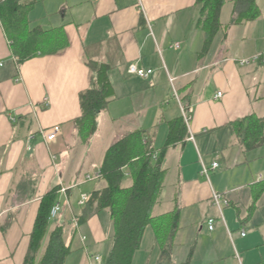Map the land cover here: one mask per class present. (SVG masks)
Wrapping results in <instances>:
<instances>
[{"label": "crops", "instance_id": "obj_1", "mask_svg": "<svg viewBox=\"0 0 264 264\" xmlns=\"http://www.w3.org/2000/svg\"><path fill=\"white\" fill-rule=\"evenodd\" d=\"M195 3L39 0L29 11L32 26L61 33L68 47L22 65L0 22V264H24L42 199L57 187L62 210L50 230L64 227L71 248L77 236L82 249L89 237L96 244L111 239L109 256L114 237L109 212L77 226L79 202L106 187L96 176L118 140L146 131L154 148H163L168 123L182 117L179 103L191 112L188 136L167 151L164 188L153 209L157 220L147 228L132 264L166 263L156 227L169 224L176 211L179 232L172 264L185 262L190 254L191 264L264 263V147L245 150L233 127L250 115L264 117V57L242 64L264 53V42L252 48L257 24H264V0L257 2L261 17L239 26L231 25L234 0H227L224 29L205 56H200L205 37L196 27ZM242 29L246 33L239 36ZM88 61L110 65L115 93L91 137L76 125L82 114L80 94L90 84ZM132 65L153 74L133 76ZM54 126L61 132L48 142L44 132ZM215 162L219 166L209 178L203 175L202 163L211 167ZM132 183L126 176L123 186ZM213 192L228 203L222 212L213 204ZM210 219L215 220L213 230Z\"/></svg>", "mask_w": 264, "mask_h": 264}, {"label": "trees", "instance_id": "obj_2", "mask_svg": "<svg viewBox=\"0 0 264 264\" xmlns=\"http://www.w3.org/2000/svg\"><path fill=\"white\" fill-rule=\"evenodd\" d=\"M39 0H0V22L19 65L38 55L63 52L68 41L55 30L32 26L29 11ZM227 0H196L199 11L196 27L204 33L200 56L209 53L216 36L224 29L221 15ZM258 0H234L231 25L239 26L261 17ZM89 88L80 94L81 116L76 125L82 134L93 136L98 129V117L115 97L109 73L110 65L88 61ZM169 136L161 149L145 138L146 131H136L115 142L106 152L100 179L106 182L102 190L93 191L77 217V226L85 225L93 216L108 211L114 226V237L107 264H132L141 248L144 234L157 218L153 209L163 192L167 170L163 168L167 151L182 144L188 136L183 117L169 123ZM235 137L242 147L254 150L264 147V117L250 115L233 123ZM126 176L132 185L123 186ZM60 188L49 191L42 199L24 264H65L72 252L66 242L64 227L52 225L51 212L58 202ZM156 227V240L162 248L165 264L171 263L172 249L179 232V211ZM47 240V242H46ZM46 242V245H45ZM45 245V247H44ZM44 248V249H43ZM192 254L179 264H191ZM264 264V263H262Z\"/></svg>", "mask_w": 264, "mask_h": 264}, {"label": "built area", "instance_id": "obj_3", "mask_svg": "<svg viewBox=\"0 0 264 264\" xmlns=\"http://www.w3.org/2000/svg\"><path fill=\"white\" fill-rule=\"evenodd\" d=\"M179 47H180V45L176 44L173 48L174 49H178ZM262 57H264V53L262 55H259V56L255 57V58H253L251 61L250 60H245V61L242 62V64L243 65L244 64H250L251 62L252 63H258ZM129 72H130L131 75L136 76V77H140V78H143V79H148L153 74V71L151 69L140 68L137 65H132L130 67ZM171 83H173V79H171ZM222 95H223V93H218L217 97L220 98V97H222ZM179 105H180V109L182 111V117H183L187 127H189V123L191 121V112L188 109L184 108L181 105V103H179ZM60 132H61V127L60 126H54L51 130L44 132V135H45V138H46V140L48 142H53L54 140H56V138L58 137ZM191 138H193V137H191ZM218 166H219V164L217 162L213 163L211 165V167H209V166L205 165L204 163H202V173H203V175H205L206 177L209 178V174H210L211 170L217 169ZM96 178H100V174H98L96 176ZM91 179H92V177H88L87 178V180H91ZM89 198L90 197L88 195H83L82 198H81V201L79 202L80 206L81 207L84 206L87 203V201L89 200ZM212 200H213L214 206L217 207L220 210V212H222L223 205L224 206H228V203H227L226 199L222 195H220L218 193L213 192ZM61 210H62L61 205L57 204L53 208V210L51 212V218L52 219L57 218L58 215L60 214ZM214 223H215L214 219H210L208 221V224L210 226V230H213ZM246 235H247L246 231L242 230L241 236L242 237H246ZM85 239L86 238H83V240H85ZM95 261L96 262L100 261V258L96 257Z\"/></svg>", "mask_w": 264, "mask_h": 264}, {"label": "rangeland", "instance_id": "obj_4", "mask_svg": "<svg viewBox=\"0 0 264 264\" xmlns=\"http://www.w3.org/2000/svg\"><path fill=\"white\" fill-rule=\"evenodd\" d=\"M257 25H258V30H254V32H256L257 38H256V42H255L254 47H252L255 50H256V48H257L256 46L258 44L261 45L264 42L263 41L264 40V24L262 22V24L259 23ZM239 31H240V32H238L239 36L241 35V33L242 34L246 33L245 29H242ZM242 43L243 42L239 40L237 44L239 46H242L244 44V43L243 44ZM107 225H108V222H107ZM80 230L82 231V235L87 237V233L85 232L86 230H84V228H82ZM68 243L71 244V241L69 240ZM85 245H86L87 249H84V248L82 249L80 247L78 236H77L76 241H74V244L72 246V252L68 256L65 264H107V256H108L109 248L111 246V239L110 240L107 239V241L102 243V244H96L93 241V239L91 237H89V239L86 241ZM88 255L90 258L87 259ZM96 257H99L101 261L96 262L95 261Z\"/></svg>", "mask_w": 264, "mask_h": 264}]
</instances>
